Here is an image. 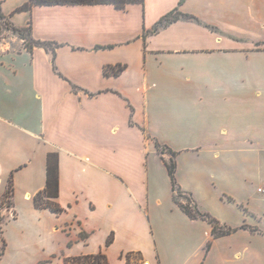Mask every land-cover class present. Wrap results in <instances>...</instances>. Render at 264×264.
Here are the masks:
<instances>
[{
  "label": "crops",
  "instance_id": "crops-1",
  "mask_svg": "<svg viewBox=\"0 0 264 264\" xmlns=\"http://www.w3.org/2000/svg\"><path fill=\"white\" fill-rule=\"evenodd\" d=\"M28 1L0 0V18L15 27L31 23L35 39L59 46L30 51L17 33L0 29V201L13 180L11 205L0 207V264H64L99 253L108 264H264V0L18 11ZM175 9L196 20L182 16L151 32ZM151 104L171 106L170 125L201 127L195 146L176 150V178L191 206L235 229L231 234L213 238L209 222L180 208L169 155L153 148L158 172L170 180L163 204L139 129L146 117L136 118ZM49 153H58L59 213L34 201L47 184ZM166 205L193 228L182 234L195 249L160 246Z\"/></svg>",
  "mask_w": 264,
  "mask_h": 264
},
{
  "label": "rangeland",
  "instance_id": "rangeland-1",
  "mask_svg": "<svg viewBox=\"0 0 264 264\" xmlns=\"http://www.w3.org/2000/svg\"><path fill=\"white\" fill-rule=\"evenodd\" d=\"M0 29H1V34L3 36H7V31L11 30V23L8 20H5L3 18H0ZM264 33V31H263ZM259 35H262V32H259ZM162 87L163 89L161 90L163 92V100L168 99V88H169V81L167 79L162 80ZM167 87V90H166ZM168 91L167 93H165ZM157 93L156 91H151L150 92V99L153 98V96ZM159 98V97H158ZM130 105V104H129ZM131 106H135L133 103H131ZM175 108H177L175 106ZM178 112L182 114V116H185L186 114V109L185 106H180L178 108ZM141 113L142 115L144 114L146 117L145 124L139 125V129L145 134L146 137V160L148 161L151 169V182L156 178L157 176V181H158V186L159 190L161 193H163L164 197V202L163 204H167V200L169 202L168 194H169V187H170V180L168 175L166 173H159L157 168H160L161 171L163 172V167H161L160 158L159 160L156 159L155 155L153 152H150L151 150L149 149H155V154L158 155L159 157H166L167 154L169 155V162L172 160V156L170 154V150L168 147L175 151L177 149H181L183 147H193L196 145L195 139H199L201 135V127L200 126H192V127H185L182 126L183 124H180L177 122V125L173 122L172 125L171 123V118L172 116V111H171V106H166L162 105H153L151 104L150 106H142V109L138 110L136 113V118L138 117L139 120H141ZM183 118V117H182ZM185 118V117H184ZM183 118V119H184ZM183 119L181 121H183ZM156 130V131H155ZM192 142V143H191ZM178 151V150H177ZM187 156V153H183L182 155ZM181 165H184L181 162ZM166 170V169H165ZM166 172V171H165ZM170 176V175H169ZM171 179V178H170ZM172 184V181H171ZM166 195V197H165ZM11 194L9 193L5 197H3L0 201V207H9L11 205V200H10ZM168 198V199H167ZM185 202H187L186 199L183 198ZM214 209H217L214 207ZM178 213L175 211H172L171 208L168 207V205L163 207L162 211V218L165 224L166 229H157L158 235H159V243L161 247L170 248L168 250H172L175 248H181L185 249L186 252L189 251L188 244H190V247L194 249L196 248V241L195 240H187V237H184V234H186L189 230L191 231L193 228L187 224L186 221H183L180 217L177 215ZM212 215V214H211ZM4 222V221H3ZM208 222V221H207ZM210 224V223H209ZM4 225V224H3ZM212 226V225H211ZM180 228V229H179ZM202 236H204V230L199 227L196 229ZM197 242L201 241L203 237H201ZM2 236L0 235V252L4 248V242L2 240ZM163 249V250H164ZM189 254H187L188 256ZM186 256V257H187Z\"/></svg>",
  "mask_w": 264,
  "mask_h": 264
},
{
  "label": "trees",
  "instance_id": "trees-1",
  "mask_svg": "<svg viewBox=\"0 0 264 264\" xmlns=\"http://www.w3.org/2000/svg\"><path fill=\"white\" fill-rule=\"evenodd\" d=\"M144 0H29L24 3L21 7L18 8V11H28L31 10L34 6H47V5H93V4H112L116 8L123 9L129 4L135 3H143ZM0 16L2 17L1 13ZM186 17L189 19L196 18L193 15L184 14L180 12L178 9L172 10L165 16H163L154 26L151 32H157L160 28L167 26L169 23L180 19L181 17ZM11 30L17 33L22 39H24L25 45L28 50H32L35 46L44 47L48 50L55 51V49L59 46L56 42L52 41H42L37 40L33 37V28L32 24L25 27H15L11 24ZM110 68L105 69V73L108 74ZM124 69V66H119L117 70L112 68L116 74ZM170 150V154L172 156V160L170 163H166L168 172L172 181V188L175 193L174 199L180 208L191 218V219H203L208 221L212 225V236L213 238H219L228 234H231L235 229L222 225L219 220L213 217L208 212L200 211L196 205H192V196L190 193L182 190L180 185L178 184L176 178L177 171V162L176 155L177 153L173 150ZM13 193V180L12 178L9 181V186L7 191L4 194V197L8 194ZM59 195V159L58 153H49L47 159V184L44 190L38 192L35 197V205L39 208H50L51 210L59 213L62 212L63 209L56 203L55 199ZM184 199L187 200L185 202ZM3 218L0 217V234L3 232ZM3 240V244L5 246V241ZM212 246V241H209L206 245V253L210 250ZM0 252V256L2 255ZM64 264H108L107 257L103 253H99L96 255H84L78 257H70L65 259Z\"/></svg>",
  "mask_w": 264,
  "mask_h": 264
},
{
  "label": "built area",
  "instance_id": "built-area-1",
  "mask_svg": "<svg viewBox=\"0 0 264 264\" xmlns=\"http://www.w3.org/2000/svg\"><path fill=\"white\" fill-rule=\"evenodd\" d=\"M258 192L264 195V185L258 188ZM142 264H151L150 261L144 260Z\"/></svg>",
  "mask_w": 264,
  "mask_h": 264
}]
</instances>
